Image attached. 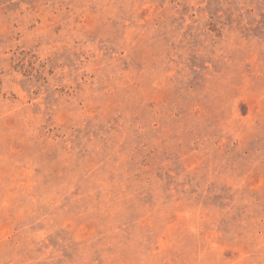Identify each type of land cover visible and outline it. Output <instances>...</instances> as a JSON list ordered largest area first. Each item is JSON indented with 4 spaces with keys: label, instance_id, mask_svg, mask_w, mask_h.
<instances>
[{
    "label": "rangeland",
    "instance_id": "374dc122",
    "mask_svg": "<svg viewBox=\"0 0 264 264\" xmlns=\"http://www.w3.org/2000/svg\"><path fill=\"white\" fill-rule=\"evenodd\" d=\"M0 264H264V0H0Z\"/></svg>",
    "mask_w": 264,
    "mask_h": 264
}]
</instances>
